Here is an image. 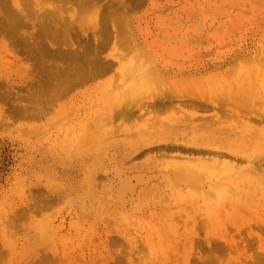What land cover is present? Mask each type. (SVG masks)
I'll list each match as a JSON object with an SVG mask.
<instances>
[{
    "label": "rangeland",
    "instance_id": "obj_1",
    "mask_svg": "<svg viewBox=\"0 0 264 264\" xmlns=\"http://www.w3.org/2000/svg\"><path fill=\"white\" fill-rule=\"evenodd\" d=\"M105 3L0 0V264H264V100H228L215 93L216 80L209 87L189 85L196 92L156 87L155 96L166 99L178 94L213 101L210 130H190L172 126L178 114L169 105L135 115L132 96L100 97L134 55L122 33V10ZM58 5L62 16L47 15ZM222 73L234 76L223 67L213 77L222 79ZM108 134L116 141L100 145L101 135ZM206 134L217 150L209 154L216 169L226 171L212 188L214 199L173 189L164 168L183 150L155 146L165 139L200 142L205 150L199 137ZM115 148L121 156L132 152L126 164L132 173L154 174L141 175L145 183L136 178L143 190L123 202L115 189L119 182L103 173L108 150ZM205 153L183 159L203 163Z\"/></svg>",
    "mask_w": 264,
    "mask_h": 264
},
{
    "label": "bare ground",
    "instance_id": "obj_2",
    "mask_svg": "<svg viewBox=\"0 0 264 264\" xmlns=\"http://www.w3.org/2000/svg\"><path fill=\"white\" fill-rule=\"evenodd\" d=\"M63 1H74L81 6H88V5H91L93 1L95 0H63ZM114 6L117 9H121L123 12L121 15L120 21H121V26H122L121 29L123 28L122 33L124 32V34L126 35V43L125 42L124 43L127 45L128 51L130 52L134 51V55H131L127 57V59H125L126 61H124V68L122 69V73L120 77L118 78L117 82L115 81V83H111V86H109L108 89H105L103 92L99 93L100 97L104 96L105 98L107 97L109 99V98H114V95H119L118 96L119 98L120 96L123 98H125L127 95H129V97L132 96L130 100L134 99V101H136L135 104L137 105L136 110L133 109V107H132V110H134L135 112L137 111L139 113H147V112H150L152 109H155L158 107H160L159 109H161L165 105H169L168 109L169 107H172L173 112L178 114L177 119L175 121L176 124L174 123L172 124V126L174 125L175 127L177 126L179 128L190 129V130H195L198 127L200 128L203 127L206 130H210V127H211L210 125L215 122L214 121L210 124V120L212 121V119H214V118L211 119V116H213L214 114L210 112L215 109L213 105V101H209L205 98H202L198 96L199 94L197 95L198 97L193 96L189 98H183L184 95L182 96V95L177 94L176 98L173 97L174 95L172 96V98L174 99L172 98L166 99V96L162 97L163 95L161 97L155 96L157 94V93L155 94L156 87L158 88L160 86H164V87L166 86L172 89L173 91L178 92V90L181 88L188 89L189 85L191 86L193 84H198L200 82H204L209 87L212 81L216 80L217 82L215 85V93L222 94V96H224L228 100H234V101L237 100L238 102L239 100L245 101V99L247 98V101H248L249 99H253L254 97L259 98L260 100H264V0H106V3H105L106 8H110ZM62 12H63L62 5L61 6L58 5L55 7L53 11L47 12V15H50L53 17L54 16L60 17L62 16L61 15ZM87 14L89 17L93 18L94 17L93 9L89 10ZM77 54L79 53H76L75 55L77 56ZM69 55H74V54H72L71 52V54ZM122 57L124 58L125 55H123ZM67 67L69 68V66ZM106 67L107 66L104 65L101 67V69L106 68ZM223 67L228 68V70L229 68L232 69L234 71V76L232 78H229L227 75L222 73L220 77L222 79H219V77H217L216 75H214L213 77L214 72H216L217 70ZM69 70L68 72H70ZM80 71L82 72L83 70H80ZM72 72L74 73V70ZM77 72H75V74ZM200 84H203V83H200ZM189 89H192L193 91H195L194 90L195 88L194 89L189 88ZM56 90H54L55 93H56ZM179 92L182 93L184 92V90L183 91L181 90ZM45 93H48V92H45ZM33 97L35 98V93ZM43 98H45V96H43ZM223 98H220L221 101ZM127 99L129 98L127 97L125 100ZM121 100L122 99H120V101ZM39 101L37 100L38 103ZM236 103L234 102V104ZM188 107L190 108V110H188ZM126 108L128 110V107ZM129 110H131V107ZM113 112L114 111H112V115H113ZM132 112L128 114H132ZM137 112L135 113V115L137 114ZM222 112L224 113L223 110ZM157 120L159 122V119ZM96 123L97 122H95V124ZM100 123L104 124L101 122V119H100ZM154 123H157V122H154ZM240 124L241 123H239V125ZM86 125H89V124H86ZM170 125L171 123L169 125H166V127ZM22 128L24 129V127ZM25 129L22 130L24 131L23 133L27 132V131L25 132ZM92 132L94 133L96 131H92ZM28 134L30 133L28 132ZM98 136H99V130H98ZM112 136H113L112 134L110 135L108 134L107 137H105L104 135H101L100 138L98 137L100 139V140L98 139L100 145H102V142L106 141L104 142V144H106L107 147L110 146L113 143V141H116L117 139L116 137H115L116 139H114ZM199 138L201 139L203 138V140H205L204 141L205 143L202 144V145L207 146L205 150H202V147H199L200 142H195L194 144H192V145H196L197 146L196 147V146H190L184 143L180 145L176 141H170V140H165V139L158 141V143H155V146H156V149L158 147L171 148V149H173L174 147L175 148L180 147L181 148L180 150H183L182 152L184 153V155L179 154L178 155V157H180L179 160L170 162L167 165V167L164 168L163 173L166 176L170 185L173 187V189H175L177 192H184L186 194H191V195L194 194V195H197L205 199H207L206 196L208 195H210L211 197L213 196L217 198L218 196L215 195V193L214 194L211 193V191H213L212 188H216L215 186L217 185L218 187L220 186L217 180L220 177L224 178L223 175L226 171H218V169H216L217 167H215L216 163L215 164L213 163V158L211 155H209V154H212V152L217 151V150L213 151L209 144L210 136L206 134ZM92 140L93 139H91V142H93ZM94 140H96V138ZM194 140L201 141L198 138H195ZM80 141H82V138L81 140H79V142ZM94 142L91 143L90 145L95 146ZM95 143H97V141ZM116 143L115 145L118 144ZM136 149L138 148H135V150ZM108 151L110 152V154L108 157V162H107L108 164H105L107 166L103 168L104 176L108 178L109 177L114 178L115 179L113 180L114 182L116 180L119 182V183L116 182L119 185H116V187L115 186L113 187H115V189L117 188L116 193L117 192L119 193L120 195L119 197H121L122 202H123L122 198L125 200L127 197H129V199L128 198L127 199L130 200V197L132 198V195H135V193L137 195L138 191L143 190V188L142 189L140 188L141 185L140 186L137 185L138 188L137 186H135L134 183L136 182V178L137 179L141 178V180L143 179L142 183L144 181L147 182L146 180L150 177L148 175H151L153 172L151 171L152 173L146 174L148 178H146L145 180V178L141 177V175L143 174L142 171L139 172V174L137 172L132 173V171H130L132 167H130V165L129 166L126 165L128 164V160H130L128 158L130 156V153L132 154V152L127 150L130 153L125 154L126 152H124V155L121 156L120 154H118L119 152L118 148L117 149L115 148L113 152H111L110 150ZM194 151L195 153L206 152L205 153L207 154L205 158L206 161L203 163L200 161L195 164V163H191L188 159H183L184 157L186 158L190 157V156L187 157V155ZM223 154L225 155V153ZM259 155L262 156V154H259ZM157 157H159V155ZM193 158L194 157H192L191 159ZM254 161L256 162V160ZM257 161H258V158H257ZM220 164L221 165L223 164L222 166H224L226 163L224 160H222ZM220 164L218 163L217 165H220ZM260 164L261 163H259V165ZM132 166L135 167V164L132 163ZM246 167H248V165ZM249 167H252V166H249ZM234 170L232 173H234ZM244 171H247V170H244ZM153 175L154 174H152V176ZM133 178H135L134 179L135 181H133L132 183ZM95 180L97 181L96 177H95ZM101 180H104V179L101 178ZM139 182L141 181L139 180ZM102 186L104 185L102 184ZM111 186L112 184L110 183V187ZM232 186L234 185L232 184ZM232 186L231 187L228 186L229 189L232 188ZM105 191H106V188H105ZM83 199L84 198H82V200ZM118 199L120 201V198ZM80 206L82 207V205ZM211 238L213 237L211 236Z\"/></svg>",
    "mask_w": 264,
    "mask_h": 264
}]
</instances>
